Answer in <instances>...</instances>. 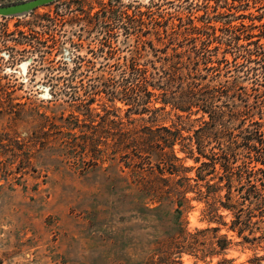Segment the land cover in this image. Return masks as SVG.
Instances as JSON below:
<instances>
[{
	"label": "rangeland",
	"instance_id": "rangeland-1",
	"mask_svg": "<svg viewBox=\"0 0 264 264\" xmlns=\"http://www.w3.org/2000/svg\"><path fill=\"white\" fill-rule=\"evenodd\" d=\"M26 1L0 0V7ZM170 66L189 70L199 87L231 88L213 105L238 104L241 116L227 125L236 134L259 129L257 148L264 149V0H56L0 16V264L124 263L121 232L142 238L139 228L151 232L156 219L143 223L121 202L134 170L149 169L128 166L112 150L121 127L180 129L185 141L173 149L189 168L183 176L203 195L206 183H217L219 165L196 181L199 164L184 149L196 147L187 138L206 115L187 120L169 105L143 111L162 107L154 97L138 107L121 99L137 71ZM85 134L95 140L97 155L84 151ZM254 165L264 171L259 163L247 166ZM195 192L186 195V229L218 228L230 244L204 259L183 254L180 264H264V217H253L251 231L239 237L231 228L233 212L216 203L213 216L212 200ZM226 192L211 196L224 202ZM242 236L256 240L245 243Z\"/></svg>",
	"mask_w": 264,
	"mask_h": 264
},
{
	"label": "trees",
	"instance_id": "trees-1",
	"mask_svg": "<svg viewBox=\"0 0 264 264\" xmlns=\"http://www.w3.org/2000/svg\"><path fill=\"white\" fill-rule=\"evenodd\" d=\"M191 78L194 77L189 70L185 73L176 66L149 74L137 71L134 82L123 87L121 99L132 107H138L144 105L145 100L149 103L148 99L154 97L162 107L151 110L144 107L143 111L157 113L169 105L185 114L187 120L199 112L206 115L207 120L198 119L200 125L193 137L187 138L189 141L194 139L196 147L194 150L188 147L184 149L188 157L199 164L196 181H203L205 175L215 174L217 164L222 172L216 175V184H205L206 192L203 195L201 190H195L197 184L191 185L190 178L183 176L189 168L181 165L182 159L173 149L176 141H185L180 129L172 131L167 127H141L123 130L121 127V135L112 145V150L121 154L128 166L146 163L149 168L141 172L134 170L133 179L122 186L121 202L127 205L130 212L133 209L140 214L143 223L146 222L143 218L147 216L153 215L156 219L151 232H148V228H139L143 233L142 238H134L129 234V229L121 232V252L126 257L123 264H180L183 254L204 259L221 254L228 247L230 242L227 238L217 236L218 228L195 229L192 232L186 229L182 214L183 208H187L186 195L189 192L196 191L200 199H211L208 206L210 214L214 212L213 216H217V209L212 207L216 203L222 209L233 212L231 228L237 229L239 237L242 231H251L253 217H264V176H259L264 171L255 165L250 169L247 166L254 162L264 165V149L257 148V145H263L261 132L259 129H240L237 134L234 133L230 123L238 121L241 116L238 104L234 101L226 104V110H216L213 105L215 99L226 96L231 88L199 87ZM226 121L230 123L227 125ZM212 141L214 146L206 151ZM81 142L84 151H89L92 156L100 152L89 135L85 134ZM236 154L239 155L238 160ZM239 160L241 164L233 167V162ZM222 183V186H218ZM234 183L236 186H233ZM222 188H227L224 202L211 196ZM231 191L236 194L232 196ZM160 214L167 215L168 219L163 220ZM242 239L245 243L256 240H249L245 236Z\"/></svg>",
	"mask_w": 264,
	"mask_h": 264
},
{
	"label": "water",
	"instance_id": "water-1",
	"mask_svg": "<svg viewBox=\"0 0 264 264\" xmlns=\"http://www.w3.org/2000/svg\"><path fill=\"white\" fill-rule=\"evenodd\" d=\"M56 0H30L19 4L0 7V16H18L35 10L38 7L48 5Z\"/></svg>",
	"mask_w": 264,
	"mask_h": 264
}]
</instances>
